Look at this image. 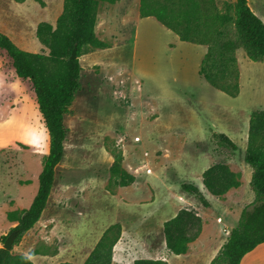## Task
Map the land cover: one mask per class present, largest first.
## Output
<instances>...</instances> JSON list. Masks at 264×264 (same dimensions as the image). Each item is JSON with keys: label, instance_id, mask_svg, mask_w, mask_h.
I'll return each mask as SVG.
<instances>
[{"label": "rangeland", "instance_id": "374dc122", "mask_svg": "<svg viewBox=\"0 0 264 264\" xmlns=\"http://www.w3.org/2000/svg\"><path fill=\"white\" fill-rule=\"evenodd\" d=\"M14 1L0 0V32L24 51L48 55L37 27L55 26L64 0ZM248 2L264 22V0ZM139 6L140 0L100 3L96 35L107 48L89 47L79 59L80 89L65 118L64 158L40 221L13 245L15 257L33 264H84L104 233L120 225L112 264L169 258V264H204V258L171 257L164 224L182 210L193 211L202 220L196 252L208 242L219 252L254 202L244 156L251 114L264 111V62L237 51L240 94L230 97L199 75L207 48L182 42L153 17L141 19ZM11 65L0 50V241L17 225L9 215L31 206L49 152L33 86L14 76ZM219 134L237 150L221 144L214 137ZM118 153L123 169L135 177L126 187L111 173ZM215 164L226 165L242 182L219 198L202 184ZM184 184L198 187L211 206Z\"/></svg>", "mask_w": 264, "mask_h": 264}, {"label": "trees", "instance_id": "16d2710c", "mask_svg": "<svg viewBox=\"0 0 264 264\" xmlns=\"http://www.w3.org/2000/svg\"><path fill=\"white\" fill-rule=\"evenodd\" d=\"M34 1L44 5L43 0ZM118 1L64 0L56 25L41 22L37 27V39L50 51L48 55L24 51L0 32V50L11 59L17 76L32 84L49 135V152L42 159L36 196L28 209L19 215H9L10 221L17 225L2 238V244L9 235L15 234L14 245H18L40 221L48 205L56 170L65 154L68 133L65 118L80 89L79 59L89 47L107 48L96 35L98 9L101 2L114 5ZM139 12L141 18L154 17L182 42L206 46L199 75L230 97L240 94L237 51L244 50L253 62H264V22L250 8L248 0L225 1L221 5L215 0H140ZM74 49H77L76 59L71 58ZM214 137L226 148L237 150L236 143L226 134ZM122 161V154H116L111 173L117 185L126 187L134 183L135 177L123 169ZM245 162L252 170L250 188L254 202L242 211L238 225L230 230L227 241L210 264H241L246 255L264 244V111L251 114ZM203 184L213 196L223 197L238 188L240 181L226 165L215 164L205 171ZM183 189L194 194L206 207L211 206L198 187L184 184ZM201 229L202 220L196 213L180 211L163 226L169 253L187 254L189 244L199 238ZM120 236V225L111 226L84 264H112ZM0 264L33 262L26 256H13L12 250L0 248ZM134 264L168 263L137 260Z\"/></svg>", "mask_w": 264, "mask_h": 264}, {"label": "crops", "instance_id": "0c3cea01", "mask_svg": "<svg viewBox=\"0 0 264 264\" xmlns=\"http://www.w3.org/2000/svg\"><path fill=\"white\" fill-rule=\"evenodd\" d=\"M12 1H14V0H12ZM29 1V0H28ZM15 2V1H14ZM16 3V2H15ZM139 8H140V6H139ZM139 14H140V12H139ZM140 18H141V16H140ZM148 18H150V17H148ZM154 18V17H153ZM141 19H143V18H141ZM179 38V37H178ZM202 46H204V45H202ZM206 47V46H205ZM207 48V47H206ZM207 52V51H206ZM206 54V53H205ZM11 69H12V73H13V75L14 76H17V74H16V72H15V70H14V68H13V66L11 65ZM3 76H4V73H3ZM13 76V77H14ZM17 78L19 79V80H24V79H20L18 76H17ZM28 81V80H27ZM248 135H249V132H248ZM247 143H248V141H247ZM247 148V147H246ZM244 158H245V156H244ZM247 164V163H246ZM248 165V164H247ZM249 166V165H248ZM251 169V168H250ZM251 178H252V170H251ZM238 180L240 181V186L242 185V182H241V178H238ZM202 184H203V178H202ZM203 186H204V184H203ZM239 186V187H240ZM238 187V188H239ZM204 188H205V191L206 192H208L212 197H215V196H213L207 189H206V187L204 186ZM238 188H233V189H231L229 192H231L232 190H236V189H238ZM201 191V190H200ZM202 192V191H201ZM228 192V193H229ZM203 193V192H202ZM227 193V194H228ZM204 194V193H203ZM226 194V195H227ZM225 195V196H226ZM216 198H219V197H216ZM235 227V226H234ZM231 229H233V227L231 228ZM230 232V231H229ZM228 236H229V234H228ZM228 236H226V238L224 239V242H226L227 241V239H228ZM201 237H202V235L200 236V238H198L196 241H194V242H192V243H190L189 244V250H188V252H187V254H184V255H175V256H177V257H179V259H185L186 261H187V259H193V261H191V262H194V261H197V260H199V259H202V258H204V264H210L211 263V261L215 258V256L217 255V253H218V251H215L214 249H212L213 247H214V245H216V243H211V242H208V244L206 245V247H205V249H201L200 250V252L199 253H197L196 251H197V248H196V246L200 243V241H201ZM224 244V243H223ZM0 248H2L1 247V241H0ZM193 253H195V254H193ZM174 254H171V257L173 256ZM171 260V258H169V259H167V263L169 262ZM169 264V263H168ZM241 264H264V244H262V245H260V246H258L254 251H252L251 253H249L248 255H246L245 257H244V259L242 260V262H241Z\"/></svg>", "mask_w": 264, "mask_h": 264}, {"label": "water", "instance_id": "95a60500", "mask_svg": "<svg viewBox=\"0 0 264 264\" xmlns=\"http://www.w3.org/2000/svg\"><path fill=\"white\" fill-rule=\"evenodd\" d=\"M71 58L72 59H76L77 58V49H74ZM15 239H16V235L15 234L9 235L8 239L3 244L2 248L5 249V250H8V251H11L13 249V245H14Z\"/></svg>", "mask_w": 264, "mask_h": 264}]
</instances>
